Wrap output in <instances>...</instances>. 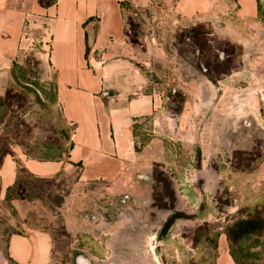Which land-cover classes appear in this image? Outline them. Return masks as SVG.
<instances>
[{"label":"crops","instance_id":"1","mask_svg":"<svg viewBox=\"0 0 264 264\" xmlns=\"http://www.w3.org/2000/svg\"><path fill=\"white\" fill-rule=\"evenodd\" d=\"M167 1L173 20L185 25L183 28L228 16L231 10L227 0ZM133 4L134 0H0V71L13 63L27 33L46 35L42 40V65L54 73L58 106L70 128L71 145L67 158L54 163L33 161L22 151L7 155L0 171L2 184L15 180L20 163L37 178L75 175V189L82 192L71 203L66 201L65 227L70 241H58L43 230L14 234L7 248L14 264H117L111 242L123 230L144 237L145 261L141 264H155L149 240H153L150 251L155 255L153 243L163 245L171 233L169 239L159 242L161 227L150 238L147 219L137 223L117 207L121 202L115 207L102 202L107 201L103 191L116 195L134 190L129 201L143 203L148 195L150 201L145 207L153 209L151 173L137 175L139 168H144L141 158L146 146L139 142L136 129L148 120L159 129L169 121L179 133L186 131L181 139L189 143L195 129H201L204 139L197 133L194 144L203 151L202 157L204 153L211 154L210 158L223 155L228 146H233L232 153L249 152L264 159V28L257 22V0H236L232 12L237 25L225 23L217 28L243 48L242 69L217 86L203 76L188 78L180 88L187 96L182 115L169 112L168 97L152 82L145 57L135 56L127 44L126 17ZM246 27L248 31L244 32L241 28ZM199 84L216 90L215 98L210 96L205 107H198L195 101ZM238 87L241 90L237 91ZM243 128L250 133L242 135ZM259 163L257 174L263 178L264 162ZM222 185L227 186L220 183L218 188ZM227 189L234 199L228 210L238 215V202L233 191ZM74 204L83 209L75 211ZM153 212L157 216L165 213L166 218L172 213ZM83 237H105L106 260L83 249L79 243ZM230 249L227 234L220 233L213 264H236ZM204 250L207 259L197 264H212Z\"/></svg>","mask_w":264,"mask_h":264},{"label":"rangeland","instance_id":"2","mask_svg":"<svg viewBox=\"0 0 264 264\" xmlns=\"http://www.w3.org/2000/svg\"><path fill=\"white\" fill-rule=\"evenodd\" d=\"M227 1L231 9L228 16L215 17L202 24L183 28L185 25L176 24L173 20L169 1L134 0L126 17L127 44L132 46L131 50L135 52V56L145 57L143 59L148 62V69L154 76L152 82L166 95L172 91L182 92L180 88L185 87L183 83L189 80L188 78L201 76L196 68L203 56L199 44L190 39L178 40L179 32L192 28L201 29L206 39L204 46H209L212 51L206 48L205 55L212 53L215 54L214 56L223 57L219 49L225 45H235L231 37L217 32V28L221 25L225 26V23L237 25L236 16L232 12L233 7H236V0ZM257 2L263 7L257 22L264 28V0ZM241 29L244 32L248 31L247 27ZM45 37L46 35L38 37L27 33L18 55L13 60L17 67L13 68V63H9L8 69L0 71V171L5 157L14 155L15 151H22L29 159L38 162L45 160L46 145L64 144L63 157L69 153L70 144L67 138L70 137V128L63 118L58 103L55 102V76L42 65L41 54L44 52L42 40ZM3 72L7 74L2 76ZM16 78L20 81L17 82ZM196 88L198 96L195 101L198 107H205V102L210 96L215 98L214 88L207 90L201 84ZM238 90L241 89L238 87ZM169 105L175 107L171 102ZM166 124L168 126L159 129L148 120L136 129L139 142L146 146L141 158L144 168H139L137 175L141 177L148 173L150 175L155 166H160L173 181L177 196L175 211L200 215V218L187 223H176L171 230L169 241L160 246L153 243L152 249L155 255L150 251V241L153 240H149L148 249L155 264H197L207 257L204 249L194 248L189 242L194 230L208 224L214 233H226L234 221L231 218L234 212L228 210L226 214L221 213L215 205L214 198L220 183H225L227 186L223 187H229L233 191L238 209L242 212L238 217L240 220L250 217L264 218V177L257 174L261 167L259 161L264 162V159L259 160L257 155L251 154V158L239 168L238 164L232 163L233 146H230L231 148L228 146L226 153L217 157L210 158L211 154L205 156L204 153L202 172L197 173L192 168L194 143L197 133L200 134L201 140L204 139L201 129H195V134L192 135L189 143L181 139L186 131L179 133L169 121H166ZM242 130H244L242 135L250 133L246 128ZM242 146L245 145L241 144L240 147ZM17 168L15 180L6 181L4 185L0 173V264H10L6 261L5 254L9 239L14 234L43 230L53 234L58 241H70L65 227V211L68 209L66 201L71 203L72 199H76L82 193L75 189L77 184L75 175L60 174L52 179H44L32 176L23 164L17 163ZM217 169L220 173H217ZM19 178L21 183L27 184L28 189L14 187ZM150 181L152 182V179ZM9 189H12L13 196L18 194L21 200L14 201L10 205L6 200ZM133 192L134 190H131L113 195L112 192L103 191L102 195L106 194L107 201L102 202L110 207L111 205L115 207L121 202L122 204L117 207L120 206L119 209L122 207L124 215L131 216L137 223H145L144 220L147 219L151 238L162 227V221L164 223L167 214L157 216L158 214L153 211L159 210L146 208L145 202L150 201L148 195L143 203L137 200L129 201V195ZM127 201L129 202L125 205ZM202 205H205V209L201 213ZM75 207L73 208L75 211L83 209L80 204ZM81 240L83 241L79 243L83 249L106 260L105 237L87 239L83 237ZM144 242V237L139 233L120 231L118 238L114 237L111 242L116 263H143ZM215 254L212 251L209 256L211 259L209 262L212 264ZM62 260L64 261V258Z\"/></svg>","mask_w":264,"mask_h":264},{"label":"trees","instance_id":"3","mask_svg":"<svg viewBox=\"0 0 264 264\" xmlns=\"http://www.w3.org/2000/svg\"><path fill=\"white\" fill-rule=\"evenodd\" d=\"M262 9V5L258 2L259 15L260 13H262ZM177 39H190L193 40L196 44H199V50L200 53L203 54V56L201 58V62L197 63L196 65L198 74L203 76L214 86H217L220 81H222L225 77L231 75L233 72L242 69L243 48L240 45L229 44L225 45V47H221L219 51L222 53L221 56L223 57H217L214 56L215 54L212 55V53H208L207 55H205L206 48H208L210 51V47L204 46L206 39L205 34L201 29L192 28L190 30H182L181 32H179ZM16 67L17 65L13 63V68ZM150 75L152 80V77L154 78V76L152 75V73H150ZM16 81L19 82L20 79L16 78ZM55 89V102L58 103L56 83ZM167 97V108L169 112H171L173 115H182L187 102V96L181 91H172V93L167 95ZM169 102H171V104L175 107H171V105H169ZM67 140L70 144V137L67 138ZM46 147V153L44 154L45 160H43L42 162H59L67 158L69 154L68 153L65 157H63L62 151L64 144L61 143L46 145ZM137 151H139L138 148ZM251 156L252 155L249 152H234L232 155V163L233 165L238 164V167L240 168L243 166V164L245 165V163L251 158ZM194 157V168L198 173H201L203 157L202 150L199 146H197L194 150ZM151 179L152 208H156L159 211L172 212L167 216L165 223L157 233V240L160 242L169 239L171 230L176 222L196 221L200 218V215H188L183 212L175 211L177 196L173 186V181L167 176V174L161 169L160 166H155L153 168ZM200 181H202V178L200 179ZM14 187L24 189L29 188L27 184L20 182V178L17 180ZM6 200L10 205H12L14 201L21 200V198L18 194L13 196L12 189H9L6 195ZM233 201V196L229 193L227 188H224L222 185L217 189L214 202L219 212L226 214L227 210L233 206ZM204 209L205 205H202L200 209L201 212H203ZM241 214L242 212L239 211L238 215H234L231 217L232 219H234V221L230 226L228 232H226L231 243V256L236 264H262L261 262L264 259V218L254 219L253 217H250L246 220H240L239 218L236 219ZM193 234L194 235L190 238L189 242L194 248L198 247L206 249L208 256H210V253L212 251L216 253L220 233H214L210 225L204 224L195 229ZM5 257L10 264H14L9 254L7 253V250Z\"/></svg>","mask_w":264,"mask_h":264}]
</instances>
